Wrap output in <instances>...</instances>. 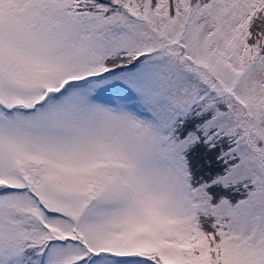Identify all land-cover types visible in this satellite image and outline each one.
I'll return each mask as SVG.
<instances>
[{"label":"snow or ice","instance_id":"6c2138e0","mask_svg":"<svg viewBox=\"0 0 264 264\" xmlns=\"http://www.w3.org/2000/svg\"><path fill=\"white\" fill-rule=\"evenodd\" d=\"M0 264H264V0H0Z\"/></svg>","mask_w":264,"mask_h":264}]
</instances>
